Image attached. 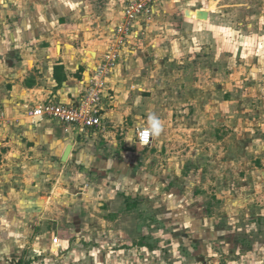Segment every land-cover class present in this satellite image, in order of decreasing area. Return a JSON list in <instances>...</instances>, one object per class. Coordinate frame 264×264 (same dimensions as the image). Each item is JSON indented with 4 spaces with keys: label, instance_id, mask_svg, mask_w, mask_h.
Listing matches in <instances>:
<instances>
[{
    "label": "rangeland",
    "instance_id": "374dc122",
    "mask_svg": "<svg viewBox=\"0 0 264 264\" xmlns=\"http://www.w3.org/2000/svg\"><path fill=\"white\" fill-rule=\"evenodd\" d=\"M89 1L101 45L96 29H108L119 0ZM166 1V16L144 18L130 69L142 75L139 108L156 99L161 134L111 193L74 175L85 179L82 208L66 192L25 204L18 191L38 180L0 166V264H264V0Z\"/></svg>",
    "mask_w": 264,
    "mask_h": 264
},
{
    "label": "crops",
    "instance_id": "0c3cea01",
    "mask_svg": "<svg viewBox=\"0 0 264 264\" xmlns=\"http://www.w3.org/2000/svg\"><path fill=\"white\" fill-rule=\"evenodd\" d=\"M89 2L0 0V111L4 113L0 126V166L10 177L18 175L38 180L33 190L26 188L32 198L26 196L27 192L18 191L27 205L38 202L43 193L54 205L58 193L66 192L72 195L68 206L78 202L77 207L82 208L79 200L83 198L79 196L83 193L78 186L85 179L77 177H86V172L97 176L99 179L94 184L105 185L111 193L110 188L117 186L121 178L135 173L138 150L151 149V146H141L134 135L150 113L158 112V105L152 96L145 109L139 108L143 101V95H139L142 75L137 74L138 71L132 74L130 69L140 59L136 45L144 31V18L159 19L168 13L160 10L161 3L136 22L139 35L133 38L132 46L125 50L107 79L109 97L103 102L102 129L84 130L51 118L35 122L28 115L29 108L49 102L77 101L85 92L83 83L109 49L111 30L121 21L126 0H119L118 8L108 13L112 19L108 29L95 28L98 33H106L105 43L101 45L100 36L93 42ZM167 2L169 0L164 3ZM94 17L100 18L98 14ZM194 18L186 16L185 23L195 22ZM194 32H197L196 40L201 38L200 30L193 28ZM204 34L203 40L207 39L206 32ZM207 43L211 41L199 42ZM219 48L220 54H226L229 49L222 45ZM69 145L72 147L64 162L62 158ZM1 189L2 194L5 193ZM5 203L0 201L1 207ZM78 211L75 214L80 218L81 210ZM77 217L69 215L68 220Z\"/></svg>",
    "mask_w": 264,
    "mask_h": 264
},
{
    "label": "built area",
    "instance_id": "2783aa9c",
    "mask_svg": "<svg viewBox=\"0 0 264 264\" xmlns=\"http://www.w3.org/2000/svg\"><path fill=\"white\" fill-rule=\"evenodd\" d=\"M162 0H128L123 9L122 20L112 28L111 34L115 38V46H110L102 56L99 65L91 71L89 79L83 84L86 86L84 94L72 103L49 102L28 110V115L36 122L45 118H51L65 125L76 126L84 130L102 129L103 123V102L109 95H106L108 77L113 68L122 56L123 50H127L133 42V38L138 36L136 22L142 17L151 14L154 6ZM4 113L0 111V126L3 124ZM144 129L141 128L139 132ZM141 146H150L153 137L149 142ZM53 246L62 247L59 238L53 239Z\"/></svg>",
    "mask_w": 264,
    "mask_h": 264
},
{
    "label": "clouds",
    "instance_id": "9594fccd",
    "mask_svg": "<svg viewBox=\"0 0 264 264\" xmlns=\"http://www.w3.org/2000/svg\"><path fill=\"white\" fill-rule=\"evenodd\" d=\"M163 130L162 121L155 114H149L147 118V127L139 132L140 142L147 144L150 137H156L161 134Z\"/></svg>",
    "mask_w": 264,
    "mask_h": 264
},
{
    "label": "water",
    "instance_id": "95a60500",
    "mask_svg": "<svg viewBox=\"0 0 264 264\" xmlns=\"http://www.w3.org/2000/svg\"><path fill=\"white\" fill-rule=\"evenodd\" d=\"M209 18V17H208ZM71 145H69L68 147H67V149H66V152H65V154H64V156H63V158H62V160L65 162V161H67V158H68V155H69V152H70V150H71Z\"/></svg>",
    "mask_w": 264,
    "mask_h": 264
},
{
    "label": "trees",
    "instance_id": "16d2710c",
    "mask_svg": "<svg viewBox=\"0 0 264 264\" xmlns=\"http://www.w3.org/2000/svg\"><path fill=\"white\" fill-rule=\"evenodd\" d=\"M144 243V242H143Z\"/></svg>",
    "mask_w": 264,
    "mask_h": 264
}]
</instances>
